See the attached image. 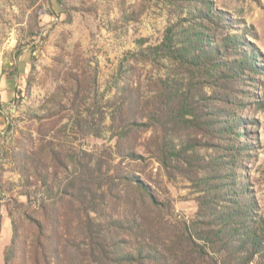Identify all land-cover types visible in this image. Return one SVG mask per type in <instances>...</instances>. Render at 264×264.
<instances>
[{
  "label": "rangeland",
  "instance_id": "1",
  "mask_svg": "<svg viewBox=\"0 0 264 264\" xmlns=\"http://www.w3.org/2000/svg\"><path fill=\"white\" fill-rule=\"evenodd\" d=\"M167 32L182 52L208 38L181 59L145 57ZM216 48L203 69L194 58ZM245 56L241 80L217 77ZM188 92L194 115L174 118ZM221 109L241 119L238 135H218ZM235 137L247 148L236 164L224 150ZM30 152L38 161L21 162ZM221 181L245 186L264 217V0H0V264H116L86 227L119 216L151 222L167 264H236L218 237L201 238L225 204L211 190ZM14 227L24 253L7 263Z\"/></svg>",
  "mask_w": 264,
  "mask_h": 264
},
{
  "label": "trees",
  "instance_id": "2",
  "mask_svg": "<svg viewBox=\"0 0 264 264\" xmlns=\"http://www.w3.org/2000/svg\"><path fill=\"white\" fill-rule=\"evenodd\" d=\"M210 18L212 19V16ZM172 31L174 32V29H172ZM205 36V39L190 41V44H186V46L183 47L184 52H182L181 49L176 48L173 42L174 35H170L167 32L163 44H161L160 46L147 48L145 57L153 53L154 55H167L168 57H171L173 59L184 58L186 53L188 54V52L190 53L196 49H200V44L198 42L207 40L208 37L207 35ZM223 43L225 47H231L235 49H237L236 44L242 45L237 36H227L223 39ZM201 52H199V54L194 59L202 64L203 69L206 68L210 71L213 69L210 66L216 67L217 62L215 61L214 57L216 56L215 53H218V49L216 48L215 50L213 49L209 52ZM232 53L234 55L235 52ZM254 53H256V51L253 52V56ZM253 56L251 58H253ZM251 63L252 62L250 60V57L248 59L246 56L239 60H229L227 65H225L223 69L219 68L218 71L220 72H217L216 75L219 79L227 77L226 79L228 81H239L243 78V68ZM226 93L227 95L222 96L220 100L222 101V103H228L230 101L229 99H231L232 103L233 94L230 92ZM191 94L192 92L184 94L183 104H181V106H178V111H172L174 114H176L174 118H186L187 114L194 115V112L184 110L185 107H187L185 101L191 100V98L196 99V96H191ZM195 102H198V98L197 100H195ZM189 103L192 104V102ZM201 104L204 106V108H200L198 112L195 113L196 120L200 124L203 123L206 129H209L212 125L210 118L212 112L209 113L205 102H201ZM220 111L221 112L216 113V117L225 113L227 118L226 120L221 122L224 126H219L218 135L221 137H225L229 133L238 135L237 132H235L234 127L236 125H242V122L240 121L241 119L238 121L236 119L233 120V118H230V116H228L227 110L221 109ZM137 123L132 122L129 126L124 128V132L127 133V131L130 132L131 130L135 129ZM240 144L241 142L239 141V139L235 137L234 140H230L229 145H226L227 147L224 148V150L227 151V155L231 157V160L234 161L235 164L237 163L238 159L241 160V156L245 155V151L247 149L245 145L241 146ZM163 151L165 152V149ZM30 153L31 154L27 158L25 156H21V162L36 161L37 159L33 157V153ZM55 159L57 161V166H59L60 163H65L60 155H56ZM33 163H35L34 165H36V162ZM214 165H216V167H219V171L223 169L224 172V167H226V165H229V162L222 161L217 162ZM49 175H43L41 181H48V179L51 178V175ZM230 177H232V173L229 174V178ZM136 183L145 188V191L148 192V190H150L148 187L144 186L140 180H137ZM211 190H216L217 194H215V198L218 199L217 201L224 202L225 204L222 207V210H217V212L214 214L212 228L205 231V235L201 238L208 240L213 239V237H218L219 241L222 244L221 253H225L223 258L227 255L233 258L231 259L233 263L251 264L252 262H255V264H264V217L259 216L258 218V214H256L255 212L257 203L254 202V199L247 198L246 200H243L241 198L242 195H246L247 193L245 186L235 187V184L233 185L232 182L229 184H225L221 181L213 186ZM149 194L151 195L150 192ZM152 197L154 199L153 203L155 204L156 198L154 196ZM87 220L88 221L86 228L94 233H90L89 235L94 239L93 241H96L98 243V246L94 248L99 250V256H107L109 251L116 264L168 263L167 259H165L163 256V252L159 250L158 246L150 244L151 242H149L147 239L150 228L153 225L151 222H147V219L144 220L142 217H140L132 220V218H129L128 216H119L118 218L114 219V222L111 223L112 225L96 223L94 220H92V218H88ZM95 230L96 232H94ZM106 237L107 240L110 241V243L106 241ZM196 244L197 243L193 239L189 238L188 246L190 247V249L193 248V246ZM23 248L24 247L20 242L18 232L15 228V237L13 238L12 245L7 248V263L12 259L14 260L18 256L23 255ZM39 249L42 250V254L47 255V251H45V248H39L37 246L36 250L39 251ZM65 261V258L62 259L59 254L57 255V264H65ZM49 264L51 263L49 262Z\"/></svg>",
  "mask_w": 264,
  "mask_h": 264
}]
</instances>
